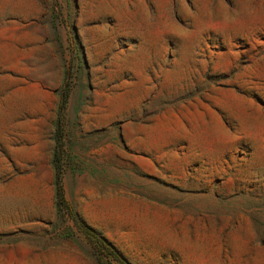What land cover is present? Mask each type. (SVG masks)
Returning <instances> with one entry per match:
<instances>
[{"label": "rangeland", "instance_id": "374dc122", "mask_svg": "<svg viewBox=\"0 0 264 264\" xmlns=\"http://www.w3.org/2000/svg\"><path fill=\"white\" fill-rule=\"evenodd\" d=\"M121 261L264 264V0H0V264Z\"/></svg>", "mask_w": 264, "mask_h": 264}, {"label": "trees", "instance_id": "16d2710c", "mask_svg": "<svg viewBox=\"0 0 264 264\" xmlns=\"http://www.w3.org/2000/svg\"><path fill=\"white\" fill-rule=\"evenodd\" d=\"M57 137L59 139L60 137V134H57ZM60 147V143L58 142V149ZM60 160H61V157L60 155L57 153L55 155V162H56V182H57V193H58V199H59V202L61 203H64L65 199H64V191H63V187H62V168H61V164H60ZM102 244V247L108 251L111 255H113L114 257L118 258L117 255H115V253L113 251H111L106 245H103ZM121 264H126V263H123L121 261Z\"/></svg>", "mask_w": 264, "mask_h": 264}]
</instances>
